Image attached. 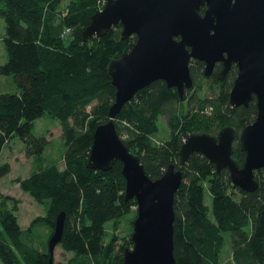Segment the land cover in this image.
I'll return each mask as SVG.
<instances>
[{"label": "trees", "instance_id": "trees-1", "mask_svg": "<svg viewBox=\"0 0 264 264\" xmlns=\"http://www.w3.org/2000/svg\"><path fill=\"white\" fill-rule=\"evenodd\" d=\"M104 1L0 0L8 54V60L0 62V78L12 75L18 86L16 92L0 94V153L14 135H19L26 155L40 164L20 184L47 205L46 214L33 223L48 226L50 237L57 216L66 213L58 244L73 253L66 264H124L125 250L133 247L132 238L120 248L116 235L106 239V224H117L137 206L135 198H125L123 164L117 161L107 171L88 166L95 130L110 120L109 111L116 99L109 64L136 42L135 35L123 38L121 23L103 36L84 39V29ZM190 67L194 85L183 98L176 87H168L164 80L154 81L139 90L115 117L117 132L138 154L151 179L160 178L172 163L183 173L174 202L177 264H220L224 232L231 234L235 264H264V170L256 171L257 190L247 192L233 184L228 169L217 173L215 164L202 153L194 152L184 165L179 164L180 149L191 133L218 134L223 127L232 126L237 130L233 156L243 165L246 153L241 150L239 136L256 118L257 99L254 97L248 106L231 105L237 68L221 81L216 76L221 66L211 76L205 75L202 61L193 60ZM207 82L213 83L215 96L203 94ZM214 106L221 117L218 127L195 130L196 121ZM44 114L60 120L67 133H84L81 145L66 155L64 167L44 164L49 139L33 132L34 121ZM161 116L166 119L169 135L155 145L150 138L159 132ZM118 119L135 131L138 148L123 138ZM9 171V164L1 166L0 179ZM206 185L212 196V215L205 200ZM49 259V244L47 248L29 244L13 210L0 215L2 264H48Z\"/></svg>", "mask_w": 264, "mask_h": 264}, {"label": "water", "instance_id": "water-1", "mask_svg": "<svg viewBox=\"0 0 264 264\" xmlns=\"http://www.w3.org/2000/svg\"><path fill=\"white\" fill-rule=\"evenodd\" d=\"M204 11L202 12V9ZM122 24V36H136L133 47L111 60L109 71L117 88L109 111L110 120L94 133L88 166L110 170L119 160L126 179V200L137 201V217L131 235L133 247L124 252V264H177L174 255L175 195L183 173L174 163L151 179L140 157L120 138L115 117L135 94L154 81L176 87L181 98L194 85L190 64L205 63V75L224 79L234 64L238 73L230 91L233 107L248 106L257 99V115L241 132L243 165L234 158L237 130L223 127L218 134L191 133L179 152L184 165L194 152L202 153L217 173L230 171L234 185L257 190L256 171L264 170V0H106L83 31L85 40L103 36ZM66 213L57 216L49 239L50 259L64 234Z\"/></svg>", "mask_w": 264, "mask_h": 264}, {"label": "rangeland", "instance_id": "rangeland-1", "mask_svg": "<svg viewBox=\"0 0 264 264\" xmlns=\"http://www.w3.org/2000/svg\"><path fill=\"white\" fill-rule=\"evenodd\" d=\"M67 2L69 0H65V3ZM5 27L6 23L0 17L1 63L8 60L7 50L3 41ZM68 42L69 38H66V43ZM17 90L18 86L12 75H5L0 78V94L2 92H16ZM203 94L208 97L215 96L213 83L212 85L210 82L205 84ZM215 108L214 106L205 110V115L196 121L194 126L195 130H207L209 128L212 130L218 127L219 118L221 119V117H219ZM118 123L121 127L123 138L132 141L134 147L138 148L135 142V131L124 121L118 119ZM223 123L227 124L228 121L224 120ZM159 126V132L150 138V142L155 145H159L169 135V127L163 116L160 117ZM33 132L37 136H46L49 139V144L43 155L44 164H59L61 167L65 166L66 155L75 147L81 145L80 143H82L83 139L80 137L84 135L80 131L65 132L61 121L48 114H44L34 121ZM5 164L10 165V171L0 179V215L5 211L13 210L18 216L19 222L24 230L25 240L29 244L36 245L40 248H47L51 233L50 228L43 223H33L36 218L46 214L47 205L39 203L20 184V181L40 166V164L34 157L26 155L25 143L19 135H14L0 153V167ZM205 200L210 206V215H212V196L207 185L205 188ZM137 214V206H135L117 224L114 221H109L106 224V239L111 240L112 236L116 235L118 247L124 246L126 241L131 238ZM72 255V252L64 251L60 245H57L54 251V262L55 264H66ZM219 261L220 264H235L230 232H224V243ZM0 264H2L1 260Z\"/></svg>", "mask_w": 264, "mask_h": 264}, {"label": "flooded vegetation", "instance_id": "flooded-vegetation-1", "mask_svg": "<svg viewBox=\"0 0 264 264\" xmlns=\"http://www.w3.org/2000/svg\"><path fill=\"white\" fill-rule=\"evenodd\" d=\"M218 66H221V67H222V63H218V64L216 65V68H215L214 73L216 72ZM236 68L238 69L237 65L234 64V65L232 66V68L230 69V71L228 72V74L225 76L224 79H219L218 76H217L216 74H215V75L217 76V78H218L219 80L223 81V80H225V79L230 75V73L232 72V70H235ZM214 73H213V74H214ZM218 73H219V71H218ZM213 74H212V75H213ZM241 106H243V105H241ZM241 132H242V131H241ZM241 132H240V135H241ZM236 136H237V135H236ZM239 138H240V136H239ZM235 139H236V137H235ZM235 139H234V141H235ZM239 140H240V139H239ZM240 143H241V140H240ZM233 145H234V142H233Z\"/></svg>", "mask_w": 264, "mask_h": 264}]
</instances>
